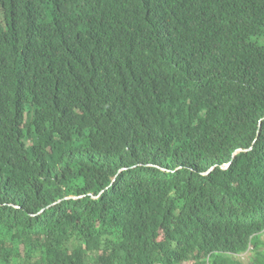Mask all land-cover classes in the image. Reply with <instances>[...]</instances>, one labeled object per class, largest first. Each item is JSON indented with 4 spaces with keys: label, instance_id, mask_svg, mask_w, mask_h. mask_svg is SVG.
<instances>
[{
    "label": "trees",
    "instance_id": "obj_1",
    "mask_svg": "<svg viewBox=\"0 0 264 264\" xmlns=\"http://www.w3.org/2000/svg\"><path fill=\"white\" fill-rule=\"evenodd\" d=\"M261 40L264 0H0V264H264Z\"/></svg>",
    "mask_w": 264,
    "mask_h": 264
},
{
    "label": "rangeland",
    "instance_id": "obj_2",
    "mask_svg": "<svg viewBox=\"0 0 264 264\" xmlns=\"http://www.w3.org/2000/svg\"><path fill=\"white\" fill-rule=\"evenodd\" d=\"M261 42H264V41L261 40ZM262 238L264 239V234H263ZM247 259H248V258H247V254L242 255V260H243L244 262H245Z\"/></svg>",
    "mask_w": 264,
    "mask_h": 264
},
{
    "label": "bare ground",
    "instance_id": "obj_3",
    "mask_svg": "<svg viewBox=\"0 0 264 264\" xmlns=\"http://www.w3.org/2000/svg\"><path fill=\"white\" fill-rule=\"evenodd\" d=\"M239 255V254H238Z\"/></svg>",
    "mask_w": 264,
    "mask_h": 264
},
{
    "label": "clouds",
    "instance_id": "obj_4",
    "mask_svg": "<svg viewBox=\"0 0 264 264\" xmlns=\"http://www.w3.org/2000/svg\"><path fill=\"white\" fill-rule=\"evenodd\" d=\"M114 180V179H113Z\"/></svg>",
    "mask_w": 264,
    "mask_h": 264
},
{
    "label": "water",
    "instance_id": "obj_5",
    "mask_svg": "<svg viewBox=\"0 0 264 264\" xmlns=\"http://www.w3.org/2000/svg\"><path fill=\"white\" fill-rule=\"evenodd\" d=\"M240 150V149H239Z\"/></svg>",
    "mask_w": 264,
    "mask_h": 264
}]
</instances>
